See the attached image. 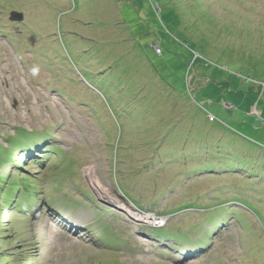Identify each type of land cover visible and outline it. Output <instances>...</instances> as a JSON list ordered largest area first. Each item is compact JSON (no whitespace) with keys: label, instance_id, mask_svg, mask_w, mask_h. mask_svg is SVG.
Here are the masks:
<instances>
[{"label":"rangeland","instance_id":"374dc122","mask_svg":"<svg viewBox=\"0 0 264 264\" xmlns=\"http://www.w3.org/2000/svg\"><path fill=\"white\" fill-rule=\"evenodd\" d=\"M256 82L264 0H0V264H264Z\"/></svg>","mask_w":264,"mask_h":264},{"label":"trees","instance_id":"16d2710c","mask_svg":"<svg viewBox=\"0 0 264 264\" xmlns=\"http://www.w3.org/2000/svg\"><path fill=\"white\" fill-rule=\"evenodd\" d=\"M217 84L219 85L221 83L218 82ZM91 86L92 85H90V89H92V87H94V86H92V87ZM255 87L254 88L253 87L250 88V91L253 90L252 92L256 95V94H259V93L258 92H255L256 91L255 90ZM95 90H97L98 92H100V89L95 88ZM218 91H219V89H218ZM106 101L108 102L109 100L106 99ZM84 103H85V101H84ZM28 134L29 133H27V131H24V130H21L19 133H17V135H18L19 138H25V140L18 145L20 151H24V149H26L27 147H30V145L28 144V142L30 140H33V139L35 140L39 136H43V137H45V139H48V138L51 137V132L50 131L43 132V133H30L29 135ZM113 145H114L113 143L109 144V146H111V147H113ZM110 151H112V150H110ZM44 153H46V154H45V156H43V158L45 157L46 159H51L53 157H56L59 154L64 153V150L60 146H54V145L53 146H50V145H47L46 142H45V143H43L42 146L37 147V149H36L35 152L34 151H30L29 149H27L26 154H28V155H25V156L22 155V156H20V159L19 160L16 159L17 154H15L14 152H9L8 151V156H6L5 160L8 161L7 162L8 164H10L11 166H14V168H17L18 169V166H19L20 162L21 161L23 162L24 159L26 158V156H28V157L35 156V157H37L39 159V158H41V155H43ZM1 160L2 159H0V161ZM61 165H63V164H61ZM117 168H118V166H117ZM67 172H68V169H67ZM15 177H16V175H12L10 178H8V177L6 178V177H4V175L2 173H0V182H3V183L6 184V181L8 179H10V181L12 182V184L15 187V185H18V183H19L18 182L19 179L17 178L15 180L14 179ZM20 188H21V185H20L19 189ZM17 192H18V189H14V188L13 189H10V191H8V190H5V192L0 191V205H1L2 201H4L6 207L9 208L13 204V202L16 199H18L16 197V196H18L17 195ZM19 201L20 200H17L16 205H19ZM2 211H3V209H0V219H3L4 218V216L2 215Z\"/></svg>","mask_w":264,"mask_h":264},{"label":"clouds","instance_id":"9594fccd","mask_svg":"<svg viewBox=\"0 0 264 264\" xmlns=\"http://www.w3.org/2000/svg\"><path fill=\"white\" fill-rule=\"evenodd\" d=\"M248 81H250V79H248ZM257 84V82L255 83V85ZM264 87V82H262L259 86H256L255 87V92H258L259 93V97H264V90L262 89ZM254 88V87H253ZM253 91V90H252ZM255 109H257V107L255 108H253L252 109V111L253 110H255ZM254 113V112H253ZM255 114H261V112L259 111V110H257L256 112H255ZM211 116V115H210ZM167 218V217H166ZM166 218H165V220H166ZM167 223H165V224H163V225H166ZM162 225V226H163ZM161 226V227H162ZM165 227V226H164Z\"/></svg>","mask_w":264,"mask_h":264},{"label":"water","instance_id":"95a60500","mask_svg":"<svg viewBox=\"0 0 264 264\" xmlns=\"http://www.w3.org/2000/svg\"><path fill=\"white\" fill-rule=\"evenodd\" d=\"M11 20L20 22L23 20V15L20 13L13 12L11 16Z\"/></svg>","mask_w":264,"mask_h":264},{"label":"bare ground","instance_id":"6f19581e","mask_svg":"<svg viewBox=\"0 0 264 264\" xmlns=\"http://www.w3.org/2000/svg\"><path fill=\"white\" fill-rule=\"evenodd\" d=\"M93 177V176H92ZM96 181L98 182L99 181V179L96 177ZM98 185L97 186H99V188H100V185H99V182L97 183ZM103 190H105V189H103ZM106 195V194H105ZM114 200V199H113ZM133 215L135 216V217H143V215H141V214H137V213H133ZM145 217H149V218H151V216H144V218ZM144 218H142V219H144ZM158 219V218H157ZM157 219H156V223H158V221H157ZM140 220V219H139ZM149 223H152L151 221H149ZM190 252H195V251H190Z\"/></svg>","mask_w":264,"mask_h":264}]
</instances>
